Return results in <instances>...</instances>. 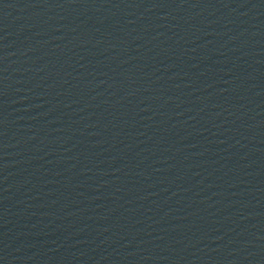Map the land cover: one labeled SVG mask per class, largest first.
Returning <instances> with one entry per match:
<instances>
[{"label": "water", "instance_id": "water-1", "mask_svg": "<svg viewBox=\"0 0 264 264\" xmlns=\"http://www.w3.org/2000/svg\"><path fill=\"white\" fill-rule=\"evenodd\" d=\"M0 264H264V0H0Z\"/></svg>", "mask_w": 264, "mask_h": 264}]
</instances>
